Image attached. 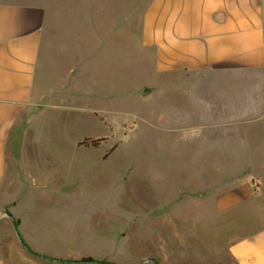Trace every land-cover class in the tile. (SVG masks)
I'll list each match as a JSON object with an SVG mask.
<instances>
[{
	"label": "rangeland",
	"instance_id": "rangeland-1",
	"mask_svg": "<svg viewBox=\"0 0 264 264\" xmlns=\"http://www.w3.org/2000/svg\"><path fill=\"white\" fill-rule=\"evenodd\" d=\"M44 1L55 32L49 69L58 92L35 108L28 133L16 138L23 160H11L0 186V215L19 221L32 252L1 215L0 264H235L212 237L211 217L195 210L209 209V194L227 186L226 169L214 177V166L226 160L182 151V120L170 118L182 107V84L156 73L149 50L135 48L148 0ZM86 10L101 35L116 19L121 53L107 52L105 70L85 79L77 69L68 72L71 81L85 80L81 95L71 94L59 77L76 63ZM143 81L159 86L140 97L135 90ZM85 138L103 139L79 145ZM242 159L234 153L228 170H244ZM203 172L212 178L201 179ZM84 257L102 262H74Z\"/></svg>",
	"mask_w": 264,
	"mask_h": 264
},
{
	"label": "crops",
	"instance_id": "crops-1",
	"mask_svg": "<svg viewBox=\"0 0 264 264\" xmlns=\"http://www.w3.org/2000/svg\"><path fill=\"white\" fill-rule=\"evenodd\" d=\"M89 17L86 10L76 32L75 66L59 77L71 94H80L85 80L71 81L68 72L77 69L85 79L105 70L107 52L121 53L116 19L101 35ZM50 21L44 0H0V186L11 160H23L16 138L28 133L35 108L58 92L49 69ZM137 25L135 48L149 50L156 73L182 84V107L170 117L182 120V151L226 160L214 166V177L226 169L227 186L209 194V209L195 210L211 217L212 237L235 264H264V0H148ZM158 86L143 81L135 92L146 97ZM234 153L245 160L240 172L228 170Z\"/></svg>",
	"mask_w": 264,
	"mask_h": 264
},
{
	"label": "trees",
	"instance_id": "trees-1",
	"mask_svg": "<svg viewBox=\"0 0 264 264\" xmlns=\"http://www.w3.org/2000/svg\"><path fill=\"white\" fill-rule=\"evenodd\" d=\"M103 138H97V139H90V138H85L83 139L81 142H79V145H84V146H97L99 144L100 141H102ZM19 221L17 219H14L13 220V224H14V231L15 232H18V234L20 235L18 229H17V225H18ZM20 238L22 239L21 235H20ZM23 241V247L26 248V250H28L29 252H32L28 245L25 243V241L22 239ZM46 258V257H45ZM67 262H70V261H64V260H60L58 263L61 264V263H67ZM75 263H88V262H96V263H100L102 261H97L95 259H92V258H89V257H84L82 259H79L77 261H74Z\"/></svg>",
	"mask_w": 264,
	"mask_h": 264
},
{
	"label": "water",
	"instance_id": "water-1",
	"mask_svg": "<svg viewBox=\"0 0 264 264\" xmlns=\"http://www.w3.org/2000/svg\"><path fill=\"white\" fill-rule=\"evenodd\" d=\"M143 93H146V89H143ZM1 215H6L9 217L10 221L12 222L13 224V217L8 213V212H3ZM0 215V216H1ZM13 227H14V224H13ZM15 232V231H14ZM15 235L18 239V241L20 242V244L23 243L22 239L20 238V235L18 234V232H15ZM23 245V244H22ZM26 249V248H25ZM40 257H43L42 255ZM56 260H59V259H56ZM144 261H141L140 263L142 264Z\"/></svg>",
	"mask_w": 264,
	"mask_h": 264
}]
</instances>
